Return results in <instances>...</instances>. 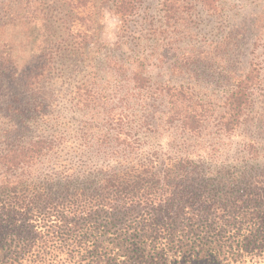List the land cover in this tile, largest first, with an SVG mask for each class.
Returning a JSON list of instances; mask_svg holds the SVG:
<instances>
[{
	"label": "trees",
	"instance_id": "obj_1",
	"mask_svg": "<svg viewBox=\"0 0 264 264\" xmlns=\"http://www.w3.org/2000/svg\"><path fill=\"white\" fill-rule=\"evenodd\" d=\"M31 1L41 7L42 0ZM103 1L120 24L127 25L142 0ZM197 1L208 14L219 11V0ZM186 3L160 1L162 21L170 29L188 13ZM13 11H1L0 36L14 28ZM39 11L44 16V9ZM35 17L24 19L30 33L41 26ZM229 46L218 42L209 51H184L170 65L174 71L219 67L228 61ZM2 53L0 73L22 78L36 95L53 69L52 51H36L33 66L22 76L13 72L12 50ZM133 55L110 63L116 73L126 75L130 92L140 95L150 84V68L164 59L155 52ZM247 69L234 76L218 115L226 134L237 131L247 118L260 82L261 64L251 61ZM88 91L85 100L92 104L97 97ZM76 92L79 95L81 88ZM212 112L211 104L189 86L159 84L142 123L149 131L154 121L177 123L184 132L196 134ZM128 132V140L118 131L104 137L115 155H131L136 139ZM0 141V264H264V148L253 140L244 149L259 161L255 167L210 168L188 158L141 163L116 157L82 174L67 164L60 171L39 172L60 147L51 135L22 140L7 133Z\"/></svg>",
	"mask_w": 264,
	"mask_h": 264
},
{
	"label": "rangeland",
	"instance_id": "obj_2",
	"mask_svg": "<svg viewBox=\"0 0 264 264\" xmlns=\"http://www.w3.org/2000/svg\"><path fill=\"white\" fill-rule=\"evenodd\" d=\"M160 1L142 0L137 13L122 25L103 0H42L41 7L31 0H0V14L13 7L16 18L14 28L0 36V54L9 48L16 57L13 72L20 76L27 72L38 50L54 54L53 69L38 85L36 95L22 78L0 73V138L8 133L12 139L51 135L59 140L57 154L39 166L42 173L63 170L67 164L82 174L116 157L141 163L188 158L210 168L255 167L259 161L244 144L253 140L264 148V0H219L214 14L204 11L197 0H187L188 13L171 29L162 21ZM33 16L41 26L30 33L24 19ZM218 42L230 45L226 63L172 69L170 63H176L184 51H209ZM134 51L155 52V57L164 59L150 68V84L140 95L130 92L126 75L116 73L110 63L111 59L123 62ZM254 60L262 69L247 118L237 131L226 134L217 120L224 97L234 76L246 73ZM159 84L189 86L211 104L214 112L196 134L184 132L177 123L152 121L151 131L142 123ZM85 90L97 97L96 102H86ZM115 131L122 139L130 131L127 134L136 139L131 155L117 156L110 149L111 141L104 137Z\"/></svg>",
	"mask_w": 264,
	"mask_h": 264
}]
</instances>
